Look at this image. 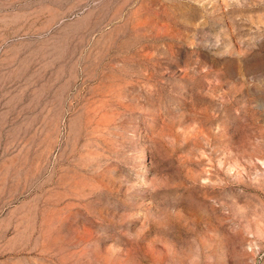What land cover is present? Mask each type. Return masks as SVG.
<instances>
[{"label": "rangeland", "instance_id": "1", "mask_svg": "<svg viewBox=\"0 0 264 264\" xmlns=\"http://www.w3.org/2000/svg\"><path fill=\"white\" fill-rule=\"evenodd\" d=\"M0 264H264V0H0Z\"/></svg>", "mask_w": 264, "mask_h": 264}]
</instances>
